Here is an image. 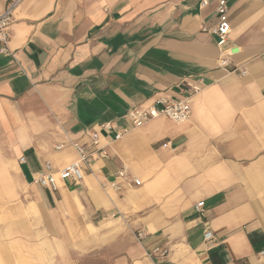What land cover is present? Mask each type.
Instances as JSON below:
<instances>
[{"label":"crops","instance_id":"obj_1","mask_svg":"<svg viewBox=\"0 0 264 264\" xmlns=\"http://www.w3.org/2000/svg\"><path fill=\"white\" fill-rule=\"evenodd\" d=\"M206 1L15 8L11 53L0 42V264H264V0H227L226 46L241 47L233 64L246 75L219 66L202 30L218 23V0ZM193 85L188 121L131 126L130 109ZM75 142L108 155H95L80 182L35 184L45 162L57 170L78 159ZM123 168L141 184L119 178Z\"/></svg>","mask_w":264,"mask_h":264},{"label":"built area","instance_id":"obj_2","mask_svg":"<svg viewBox=\"0 0 264 264\" xmlns=\"http://www.w3.org/2000/svg\"><path fill=\"white\" fill-rule=\"evenodd\" d=\"M23 0H9L7 6L3 12H0V42L3 44L2 51L10 52V28L13 23V12L15 8ZM207 3L203 0V5ZM229 9L227 0H218V6L216 8V14L218 23L214 27H202L204 32L212 34L220 48L219 66L226 69L229 72L238 71L240 75H246L247 69L245 66H234L233 58L241 54L242 49L239 45L233 43L226 46L231 33V24L227 18V12ZM201 89L199 85H193L191 91H184L182 97L178 100H169L165 97H158L154 104L147 107H134L127 112V119L129 120L133 128H140L151 120L159 117H167L176 123H184L191 117V99L193 92H197ZM101 130L110 131L115 129V125L112 122H103L100 124ZM126 133L125 130L117 131L115 139H120ZM90 142L94 147L99 145V137L97 131H89L88 133ZM78 153V159L60 169L55 170L52 163L47 161L44 163L40 171L33 176V182L37 185L48 187L49 189L56 191L59 188V182L61 180H73L74 182H80L83 180L84 173L83 168L88 166L95 155L106 157L108 155L105 147H100L92 152L86 151L79 143H73ZM167 146V143L164 144ZM24 162V158L20 160ZM118 177L126 180L129 183L136 185L141 184V180L130 176L127 168H123L118 171ZM103 187H106L103 185ZM110 187L113 189H119V185L116 182H112ZM204 202L201 201L196 205L198 211L203 207ZM142 234L139 233V236ZM205 240L211 241L214 238V233L211 230H207L204 233ZM156 254L166 255L167 250L155 251Z\"/></svg>","mask_w":264,"mask_h":264}]
</instances>
